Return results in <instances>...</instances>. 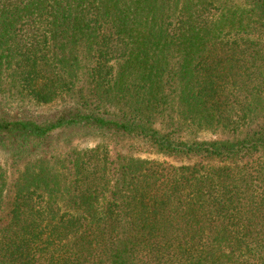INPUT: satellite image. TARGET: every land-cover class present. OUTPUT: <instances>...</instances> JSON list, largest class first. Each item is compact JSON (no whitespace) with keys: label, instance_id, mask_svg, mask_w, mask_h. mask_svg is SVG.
Segmentation results:
<instances>
[{"label":"trees","instance_id":"obj_1","mask_svg":"<svg viewBox=\"0 0 264 264\" xmlns=\"http://www.w3.org/2000/svg\"><path fill=\"white\" fill-rule=\"evenodd\" d=\"M0 155V264H264V0H0Z\"/></svg>","mask_w":264,"mask_h":264},{"label":"rangeland","instance_id":"obj_2","mask_svg":"<svg viewBox=\"0 0 264 264\" xmlns=\"http://www.w3.org/2000/svg\"><path fill=\"white\" fill-rule=\"evenodd\" d=\"M5 114L18 118H27L38 123L53 121L57 117L67 116L70 117L76 110V104L73 98L65 96L56 100L53 104L49 105H18L13 103L9 106L2 108ZM23 114V117L21 116ZM201 139H213L211 135H202ZM100 137L97 133L87 130L86 128H68L57 132L50 138L48 145L52 148L48 150L49 153L55 152L56 155L62 154L68 150L78 149L84 150L93 148L98 142ZM46 150V149H45ZM3 159V156L0 155ZM141 159H149L151 161H164L165 158L158 155H136Z\"/></svg>","mask_w":264,"mask_h":264}]
</instances>
